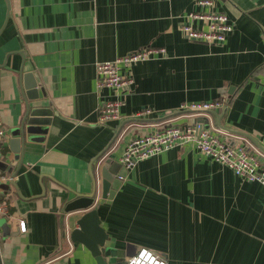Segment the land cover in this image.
Returning a JSON list of instances; mask_svg holds the SVG:
<instances>
[{"label":"crops","instance_id":"0c3cea01","mask_svg":"<svg viewBox=\"0 0 264 264\" xmlns=\"http://www.w3.org/2000/svg\"><path fill=\"white\" fill-rule=\"evenodd\" d=\"M196 1L11 0L7 19L0 0V63L6 65L0 71V177L13 178L0 182V203L10 215L0 217V264H96L83 245L63 238L60 215L72 191L92 192L90 165L105 150L115 194L110 202L100 199L97 209L118 260L148 248L167 264H264L262 185L191 144L131 170L120 162L135 137L169 123L217 127L212 114L184 117L180 109L223 96L229 108L223 125L264 148V0H214L212 9H203L224 13L233 25L222 44L183 35L186 15L201 9ZM148 46L165 49V56L121 70L134 81L131 91L120 119L101 123L100 105L116 96L99 88L97 64ZM22 67L38 82L39 98L29 103L32 113L47 112V132L43 142L27 144L13 177L22 160L13 130L27 111ZM145 109L154 113L137 117ZM132 118L111 145L120 124ZM257 150L264 169V152Z\"/></svg>","mask_w":264,"mask_h":264},{"label":"built area","instance_id":"2783aa9c","mask_svg":"<svg viewBox=\"0 0 264 264\" xmlns=\"http://www.w3.org/2000/svg\"><path fill=\"white\" fill-rule=\"evenodd\" d=\"M214 3V0H197L196 5L201 9L186 15L188 22L181 26V31L188 40L207 44H222L226 41L227 36L234 28L227 15L213 10H203L205 8L212 9ZM196 23H201L202 26L196 27ZM165 54L166 50L163 48L148 46L114 61L97 64L99 88H109L115 92L116 96L114 100L100 105L101 123L105 124L120 119V108L124 105L123 97L131 91L134 81L128 75H122L121 70L129 69L137 63L157 57V55L163 57ZM226 104L227 97L223 96L211 102L183 104L180 110L187 113L184 117L209 116L207 112L222 110ZM152 113H154L153 110L145 109L137 117L142 118ZM4 138L5 131L0 129V145ZM233 140L238 141L233 142ZM188 144L195 146L202 154L217 163L232 169L243 180L259 183L264 187V169L260 161L262 154L257 148L248 139L229 134L211 123H205V121L186 125L169 123L164 128H156L143 136L135 137L128 144L120 162L126 170H131L140 161ZM96 172L99 176V168ZM11 180H13L11 177H0V182ZM0 217L10 218L5 203H0ZM19 227L21 232L27 231L25 222L20 221ZM127 264H167V262L152 250L141 248L137 255L128 259Z\"/></svg>","mask_w":264,"mask_h":264},{"label":"water","instance_id":"95a60500","mask_svg":"<svg viewBox=\"0 0 264 264\" xmlns=\"http://www.w3.org/2000/svg\"><path fill=\"white\" fill-rule=\"evenodd\" d=\"M4 1L7 5V19H9L11 16V0ZM5 66V63H0V71L5 68ZM20 82L25 94L27 111L21 125L13 130V134L16 137H19L22 143V160L16 171L13 173V177L17 176V173L23 164L27 144L43 142V135L47 132V127L45 125L47 122V112L37 109L32 113L29 103L30 101L39 98L38 82L34 73L24 72L22 67L20 71ZM233 91L234 87L229 89V98L232 97ZM228 110V107H224L221 113L217 111H209L207 113L212 114L215 117L217 127L220 130L246 138L259 150L264 152V148L251 135L223 125L222 119L228 113ZM136 120L137 119L132 118L123 121L120 124L111 145L119 137L124 125ZM106 151L107 150L101 153L90 165V174L93 181L92 192L89 194H83L72 191L74 197L66 201L60 215L63 238L69 243L83 245L91 253L96 264H110L107 258L111 250L107 245L109 237L105 228L102 226V221L97 209V204L100 199L110 202L115 194L113 185L116 180V174L111 169V160L108 158L106 159L105 157ZM97 168L100 170V178L96 172ZM11 185L16 187L13 182H11ZM7 189L9 188L7 187Z\"/></svg>","mask_w":264,"mask_h":264},{"label":"rangeland","instance_id":"374dc122","mask_svg":"<svg viewBox=\"0 0 264 264\" xmlns=\"http://www.w3.org/2000/svg\"><path fill=\"white\" fill-rule=\"evenodd\" d=\"M160 128H164V127H160ZM120 168H121V165L117 163L115 165V169L118 171ZM1 186L2 185L0 184V187ZM2 219H4V218H2ZM140 249H138V251L136 253H134L132 256L137 255ZM153 252H155V251H153ZM155 253L160 255L164 259V257L160 253H157V252H155ZM119 254H120V252H118V251H113L112 249L110 250L109 256L107 257L109 262H110V264H127L128 258L132 257L130 255H123L124 256V261H120V260L117 259Z\"/></svg>","mask_w":264,"mask_h":264}]
</instances>
